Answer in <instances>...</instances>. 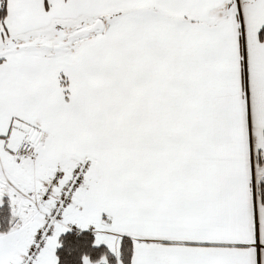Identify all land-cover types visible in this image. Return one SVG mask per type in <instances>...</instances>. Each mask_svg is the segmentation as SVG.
<instances>
[{"label":"crops","instance_id":"0c3cea01","mask_svg":"<svg viewBox=\"0 0 264 264\" xmlns=\"http://www.w3.org/2000/svg\"><path fill=\"white\" fill-rule=\"evenodd\" d=\"M98 19L104 31L74 50L12 54ZM263 28L264 0H7L0 197L20 222L0 234V264L22 258L45 222L54 170L43 165L82 159L88 184L37 264L85 220L117 257L130 239V264H260ZM25 142L33 165L13 160Z\"/></svg>","mask_w":264,"mask_h":264},{"label":"built area","instance_id":"2783aa9c","mask_svg":"<svg viewBox=\"0 0 264 264\" xmlns=\"http://www.w3.org/2000/svg\"><path fill=\"white\" fill-rule=\"evenodd\" d=\"M30 149L31 145L24 143L21 152L28 154ZM91 167L89 159H82L67 170L56 169L51 173L41 193V200L48 205L45 223L34 231L24 256L15 264H37L42 258L43 250L54 236L56 226L65 221L76 195L86 187ZM19 221L16 219L12 226H17ZM77 229L81 230L80 227ZM88 229L93 230L94 226L90 225Z\"/></svg>","mask_w":264,"mask_h":264},{"label":"trees","instance_id":"16d2710c","mask_svg":"<svg viewBox=\"0 0 264 264\" xmlns=\"http://www.w3.org/2000/svg\"><path fill=\"white\" fill-rule=\"evenodd\" d=\"M7 15V0H1L0 26ZM260 39L264 41V28L260 31ZM6 54V53H4ZM14 54V52H12ZM3 61V57L0 62ZM264 200V184L260 186ZM12 207L7 198L0 197V234L8 233L12 227ZM95 234L87 230L69 229L59 236L56 249V264H85L88 258L92 262L105 261L107 264H130L133 247L130 239L122 240L120 255H114L107 246L95 244Z\"/></svg>","mask_w":264,"mask_h":264},{"label":"water","instance_id":"95a60500","mask_svg":"<svg viewBox=\"0 0 264 264\" xmlns=\"http://www.w3.org/2000/svg\"><path fill=\"white\" fill-rule=\"evenodd\" d=\"M104 29H105L104 21L98 19L87 27L78 28L70 32L69 34L60 37L59 41H57L56 43L25 44V45H20L18 47H14L11 50L13 52H20L29 49L40 48V49L50 50L52 52H68L74 50L78 46V43L81 40L99 34L103 32Z\"/></svg>","mask_w":264,"mask_h":264},{"label":"rangeland","instance_id":"374dc122","mask_svg":"<svg viewBox=\"0 0 264 264\" xmlns=\"http://www.w3.org/2000/svg\"><path fill=\"white\" fill-rule=\"evenodd\" d=\"M258 145L256 144V142H255V139H254V137H253V135H252V150H253V153L255 154V157H254V160H253V169H256V168H258V160H257V157H259V153H260V150H262V152H263V154H264V145H262L261 147H257ZM1 149H2V147L0 148V152H1ZM17 149V148H16ZM30 157H31V155H22V154H19V153H17L16 154V158L14 159L13 158V160L14 161H16V162H21V161H28V162H31V165H33V162L31 161V159H30ZM55 160H53L52 161V163H50V164H52V165H48V164H44L43 165V167H45V171H47L48 169H51L52 171L53 170H55V169H57V168H59L60 167V164H57L56 162H54ZM4 163L3 162H1V160H0V172H1V174H2V170H3V168H5L4 167ZM256 185H257V183H256ZM257 205H261V200L260 199H258L257 200ZM89 223H91V221H83V223H80L81 224V226L83 227V228H85V226L86 227H89L90 225H89ZM95 224H96V226L98 227L97 229H96V231H95V229L93 230L95 233H97L98 231L99 232H101L100 231V229H99V227H101V223H96L95 222ZM94 226V225H93ZM57 230V229H56ZM259 232H260V235L262 236L263 235V229H262V226L261 227H259ZM98 234V233H97ZM263 245V244H262ZM261 250H260V258H261V260H260V264H264V245L262 246V248H260ZM54 250V249H53ZM52 249L49 251V253H48V256H47V260H46V264H56V258H55V254H54V251H53ZM85 264H107L105 261H103V260H101V261H99V262H92V261H90L88 258L85 260ZM120 264V263H119Z\"/></svg>","mask_w":264,"mask_h":264}]
</instances>
